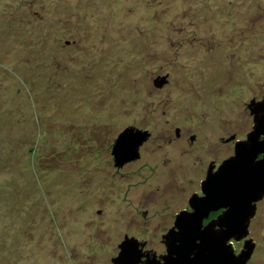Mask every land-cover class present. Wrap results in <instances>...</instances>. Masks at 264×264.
<instances>
[{
	"label": "rangeland",
	"instance_id": "rangeland-1",
	"mask_svg": "<svg viewBox=\"0 0 264 264\" xmlns=\"http://www.w3.org/2000/svg\"><path fill=\"white\" fill-rule=\"evenodd\" d=\"M17 17L33 51L52 57L15 56L23 41L0 32V63L27 71L35 91L29 128L0 140V264H115L127 236L160 250L209 164L253 127L264 0H0V25ZM7 75L1 100L15 84ZM24 98L4 108L22 115ZM129 127L150 137L117 166ZM42 134L40 155L28 143ZM249 230V264H264V198ZM233 245L239 253L244 240Z\"/></svg>",
	"mask_w": 264,
	"mask_h": 264
},
{
	"label": "water",
	"instance_id": "water-1",
	"mask_svg": "<svg viewBox=\"0 0 264 264\" xmlns=\"http://www.w3.org/2000/svg\"><path fill=\"white\" fill-rule=\"evenodd\" d=\"M153 83L163 88L169 83V74L157 76ZM248 107L254 122L251 131L246 139L235 140L234 154L217 169L209 167L202 181L203 195L193 194L190 210L176 216L174 227L163 236L167 246L163 264H249L256 247L255 240L248 237L249 226L264 198V97L252 100ZM149 137L148 130L125 129L113 147L116 165L139 158L140 147ZM233 240H244L241 252H236ZM139 245V239L127 236L114 263L139 264Z\"/></svg>",
	"mask_w": 264,
	"mask_h": 264
},
{
	"label": "trees",
	"instance_id": "trees-1",
	"mask_svg": "<svg viewBox=\"0 0 264 264\" xmlns=\"http://www.w3.org/2000/svg\"><path fill=\"white\" fill-rule=\"evenodd\" d=\"M19 24H20L19 17H17V18H15V20H12L10 18L9 21H4V24L0 25V27H2L0 32H2V33L12 32L13 36H15L14 39L16 37H18V40L23 41L24 46H21V48H23V49H21L20 54H19L18 49L13 50L15 53V56H18V57L24 56L25 57L26 55L27 56H33V55L37 54V55H41V57H42V54H44L43 57H46V58L42 57L41 63L44 61V64H46L47 60L49 58H51L52 55L48 56L44 51H40L39 49L33 51L34 50L33 45L30 43V42H32L31 41L32 39L29 38V36H27L25 34L26 29H24L22 27H18ZM10 28H12V29H10ZM16 44L17 43H14V45H16ZM5 46L3 45L2 48H4ZM44 49H46L45 45L43 47V50ZM12 54H13V52H12ZM13 56H14V54H13ZM15 56H14V58H15ZM35 60H37V59L35 58ZM41 63L36 61V65H40ZM0 65H2L3 68H5L4 70H0V79L3 77H5V79L10 77L9 75H7L8 71L10 72V75H14V78H15V84H13L14 85L13 89H11V91L9 90L10 93L3 95L2 96L3 100H1V97H0V140H1V137L3 135L8 134L7 136H5V138L2 141H4L5 139H9L12 143L17 139V136H18L17 135L18 130L16 128L17 127L16 125L18 124L19 130H25V129L29 128L30 120L31 119L33 120L31 115L29 114V112L31 110L30 105L34 104L33 103L34 102L33 94H35V91H32V88H31L32 82H31V79L29 78L27 71H25L24 73L22 71H18L16 67H15V69L13 68L11 63L8 64L6 62H2V63H0ZM41 65H43V64H41ZM1 82H4V80ZM1 90H2V87L0 86V92H1ZM30 91H32V93ZM23 95H26L29 98L28 102L24 98ZM23 98H24V103L22 105V108L19 109L21 111L22 115L17 114V112H15L12 108H10L9 110H8L9 107L4 108V102L5 101L7 102V101L12 99L11 102H14L15 100H17L16 104H19L22 102L21 99H23ZM18 101H19V103H18ZM6 102H5V104H6ZM10 112H11V114H10ZM9 114H10V116H9ZM15 114L19 116L18 119H15V117H14ZM24 117H25V119H22ZM23 122H25V123H23ZM21 125H23L22 129H20ZM42 137H44V140ZM29 140L32 141L31 136H30ZM46 141H47V136H45V134H42L40 137V141H37V144L35 142L28 143V144H30L32 146L31 150H33V148L39 149L40 155H41L43 152L40 150V148L43 147V145L46 143ZM54 158H55V156L52 157V160L56 159V158L55 159ZM43 159H44V161H47L46 163H49L51 160L49 158L45 159L44 157H43Z\"/></svg>",
	"mask_w": 264,
	"mask_h": 264
},
{
	"label": "flooded vegetation",
	"instance_id": "flooded-vegetation-1",
	"mask_svg": "<svg viewBox=\"0 0 264 264\" xmlns=\"http://www.w3.org/2000/svg\"><path fill=\"white\" fill-rule=\"evenodd\" d=\"M179 134V133H178ZM214 165L215 169L218 168L217 163L216 162H212L209 164ZM209 166V167H210ZM201 190H202V183H201ZM198 194V193H197ZM203 195V193L201 194ZM190 200V199H189ZM189 203V202H188ZM259 204V203H258ZM182 210H190V206H187L186 208H183ZM258 210V208H257ZM221 211L218 212H213L210 214V216L206 219H204L203 224L206 225L209 223V221L211 219H213L214 217H216ZM175 223V222H174ZM174 226H171L170 228H168L167 233L170 229H172ZM165 235V234H164ZM164 235H162V241H161V246H163L160 250H158V248H154L151 247L149 245V243L147 241H142L139 239L140 241V245L139 248L141 249V253H142V258L141 261L139 262V264H152V262L154 264H163L164 263V255H166L167 253V246L165 244V239H164ZM257 246V245H256ZM165 248V249H164ZM253 256V255H252ZM252 258V257H251ZM251 260V259H250ZM111 264V263H110Z\"/></svg>",
	"mask_w": 264,
	"mask_h": 264
},
{
	"label": "snow or ice",
	"instance_id": "snow-or-ice-1",
	"mask_svg": "<svg viewBox=\"0 0 264 264\" xmlns=\"http://www.w3.org/2000/svg\"><path fill=\"white\" fill-rule=\"evenodd\" d=\"M129 134H130V133H128L126 136H128ZM124 139H125V138H124ZM124 139H123V140H124Z\"/></svg>",
	"mask_w": 264,
	"mask_h": 264
}]
</instances>
